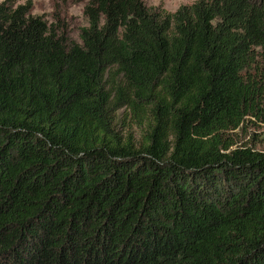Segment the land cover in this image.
Instances as JSON below:
<instances>
[{
    "label": "trees",
    "instance_id": "1",
    "mask_svg": "<svg viewBox=\"0 0 264 264\" xmlns=\"http://www.w3.org/2000/svg\"><path fill=\"white\" fill-rule=\"evenodd\" d=\"M16 2L0 264H264V151L228 135L264 122V0H86L78 42Z\"/></svg>",
    "mask_w": 264,
    "mask_h": 264
},
{
    "label": "rangeland",
    "instance_id": "2",
    "mask_svg": "<svg viewBox=\"0 0 264 264\" xmlns=\"http://www.w3.org/2000/svg\"><path fill=\"white\" fill-rule=\"evenodd\" d=\"M4 0H0V3ZM147 6H161L166 11H174L178 6L194 0H142ZM29 2L31 13L41 15L49 23H59L71 41L78 42V31L86 24L83 6L86 0H17L16 4ZM124 116V113L122 114ZM120 128V127H119ZM126 131L125 127H121ZM138 132V127H130ZM236 146H248L264 151V122L249 120L241 129L228 133Z\"/></svg>",
    "mask_w": 264,
    "mask_h": 264
}]
</instances>
